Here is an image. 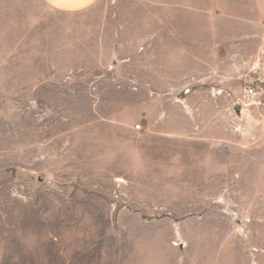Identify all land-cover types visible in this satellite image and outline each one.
Listing matches in <instances>:
<instances>
[{
  "label": "rangeland",
  "instance_id": "rangeland-1",
  "mask_svg": "<svg viewBox=\"0 0 264 264\" xmlns=\"http://www.w3.org/2000/svg\"><path fill=\"white\" fill-rule=\"evenodd\" d=\"M0 264H264V0H0Z\"/></svg>",
  "mask_w": 264,
  "mask_h": 264
},
{
  "label": "crops",
  "instance_id": "crops-1",
  "mask_svg": "<svg viewBox=\"0 0 264 264\" xmlns=\"http://www.w3.org/2000/svg\"><path fill=\"white\" fill-rule=\"evenodd\" d=\"M48 5L57 11L64 12H76L83 11L94 4H96L99 0H44Z\"/></svg>",
  "mask_w": 264,
  "mask_h": 264
},
{
  "label": "built area",
  "instance_id": "built-area-1",
  "mask_svg": "<svg viewBox=\"0 0 264 264\" xmlns=\"http://www.w3.org/2000/svg\"><path fill=\"white\" fill-rule=\"evenodd\" d=\"M252 91V89H250ZM140 126H138L137 128H139Z\"/></svg>",
  "mask_w": 264,
  "mask_h": 264
},
{
  "label": "water",
  "instance_id": "water-1",
  "mask_svg": "<svg viewBox=\"0 0 264 264\" xmlns=\"http://www.w3.org/2000/svg\"><path fill=\"white\" fill-rule=\"evenodd\" d=\"M185 95V93H183V96Z\"/></svg>",
  "mask_w": 264,
  "mask_h": 264
}]
</instances>
